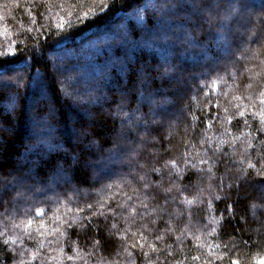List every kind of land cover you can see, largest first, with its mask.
Returning a JSON list of instances; mask_svg holds the SVG:
<instances>
[{
    "label": "trees",
    "instance_id": "obj_1",
    "mask_svg": "<svg viewBox=\"0 0 264 264\" xmlns=\"http://www.w3.org/2000/svg\"><path fill=\"white\" fill-rule=\"evenodd\" d=\"M178 2L0 0V264H261L264 0Z\"/></svg>",
    "mask_w": 264,
    "mask_h": 264
},
{
    "label": "rangeland",
    "instance_id": "obj_2",
    "mask_svg": "<svg viewBox=\"0 0 264 264\" xmlns=\"http://www.w3.org/2000/svg\"><path fill=\"white\" fill-rule=\"evenodd\" d=\"M250 14V13H249ZM248 16V15H247ZM248 19H253V17H252V15H250V17H248ZM123 121L125 120L124 118L122 119ZM110 163H112V162H110ZM110 174V171H108V167L105 169L104 167L100 170V172H98L97 174H96V177H99V178H101L102 176H107V175H109ZM52 187L50 186L49 187V189H51ZM7 189V188H6ZM20 199L21 198H17V201L18 202H20ZM262 261H264V259L262 260Z\"/></svg>",
    "mask_w": 264,
    "mask_h": 264
},
{
    "label": "snow or ice",
    "instance_id": "obj_3",
    "mask_svg": "<svg viewBox=\"0 0 264 264\" xmlns=\"http://www.w3.org/2000/svg\"><path fill=\"white\" fill-rule=\"evenodd\" d=\"M162 7L176 8V7H179V2H178V0H165V3L162 5ZM29 223H31V222H29ZM233 264H236V262H233ZM261 264H264V261H261Z\"/></svg>",
    "mask_w": 264,
    "mask_h": 264
}]
</instances>
